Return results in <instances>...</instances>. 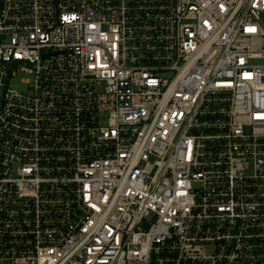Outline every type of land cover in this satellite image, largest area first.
Here are the masks:
<instances>
[{"label": "built area", "instance_id": "1", "mask_svg": "<svg viewBox=\"0 0 264 264\" xmlns=\"http://www.w3.org/2000/svg\"><path fill=\"white\" fill-rule=\"evenodd\" d=\"M0 264H264V0H0Z\"/></svg>", "mask_w": 264, "mask_h": 264}, {"label": "rangeland", "instance_id": "2", "mask_svg": "<svg viewBox=\"0 0 264 264\" xmlns=\"http://www.w3.org/2000/svg\"><path fill=\"white\" fill-rule=\"evenodd\" d=\"M22 78H25V77L20 76L14 85H15V88H17L19 91L25 92L26 86L21 83Z\"/></svg>", "mask_w": 264, "mask_h": 264}]
</instances>
